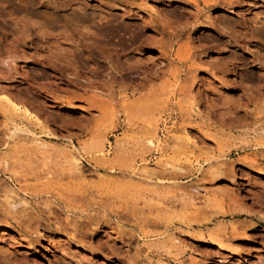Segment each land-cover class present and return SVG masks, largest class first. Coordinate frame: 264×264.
<instances>
[{
  "label": "rangeland",
  "instance_id": "374dc122",
  "mask_svg": "<svg viewBox=\"0 0 264 264\" xmlns=\"http://www.w3.org/2000/svg\"><path fill=\"white\" fill-rule=\"evenodd\" d=\"M0 264H264V0H0Z\"/></svg>",
  "mask_w": 264,
  "mask_h": 264
},
{
  "label": "bare ground",
  "instance_id": "6f19581e",
  "mask_svg": "<svg viewBox=\"0 0 264 264\" xmlns=\"http://www.w3.org/2000/svg\"><path fill=\"white\" fill-rule=\"evenodd\" d=\"M173 90V89H172ZM174 94V93H173ZM8 96V95H7ZM3 104H5L6 106L10 107L12 110H18L19 108H22V115L28 119L31 123L35 124V125H38L39 127H44V128H47V124H48V118L46 120V118H42L40 117V115L34 110V109H31V107H28L27 105H22L20 102H17L15 101V99L11 98V97H7L5 100H3ZM34 110V111H33ZM13 114V113H12ZM21 115V116H22ZM22 116V117H23ZM22 128V127H21ZM21 128H19L18 130H20ZM29 133V129H26ZM49 130V128H48ZM21 131V130H20ZM25 131V129L23 130ZM47 131V130H46ZM187 132V131H186ZM15 133V131L13 132ZM32 133V131H31ZM35 133V132H34ZM189 133V132H188ZM191 134V133H189ZM187 134V138L188 139H192V135H189ZM33 135V133H32ZM39 135V134H38ZM185 141H187L186 139H184ZM199 140V139H198ZM159 142V141H158ZM148 143L151 147H156V146H159L157 144V141L156 139H154L153 137L149 138L148 140ZM189 145V144H188ZM190 147V146H189ZM222 156V155H221ZM222 158V157H221ZM191 159V158H190ZM80 161V158H76V161H75V169L74 170H77L79 169V162ZM216 161V160H215ZM70 166V165H69ZM78 166V167H77ZM173 167V166H172ZM69 168H73V167H69ZM175 169L178 170V171H183L182 170V166H175ZM146 170V169H145ZM78 171V170H77ZM151 171V170H150ZM146 172H149V170H146ZM79 173V172H78ZM151 173V172H150ZM148 174V173H147ZM144 178V177H142ZM158 181V180H157ZM26 203V201L24 200L23 203ZM9 203V202H8ZM15 206V205H14ZM2 232V231H1ZM202 234V233H201ZM176 240V239H175ZM71 244V243H70Z\"/></svg>",
  "mask_w": 264,
  "mask_h": 264
}]
</instances>
